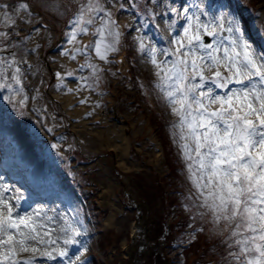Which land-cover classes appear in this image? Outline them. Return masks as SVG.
<instances>
[{
  "label": "rangeland",
  "instance_id": "rangeland-1",
  "mask_svg": "<svg viewBox=\"0 0 264 264\" xmlns=\"http://www.w3.org/2000/svg\"><path fill=\"white\" fill-rule=\"evenodd\" d=\"M81 2L86 0H0V32L8 34L0 37V56L10 59L15 52L22 61L24 87L30 97L21 116L0 90V176L26 188L24 210L42 203L71 215L78 208L89 228V250L82 257L88 264H134L129 256L138 248V242H132L139 232L136 206L132 207L135 200L144 211L163 221L159 222L158 241L164 245L165 255L154 244L153 260L145 264H232L228 253L237 249L228 247L229 232L222 231L223 225L214 224L210 213L200 215L205 210L197 206V190L189 178L179 136L175 140L172 136L171 125L178 118L155 87V68L134 39L140 34L136 29L141 28L156 46H167L162 37L171 33L162 18L164 0L156 4L153 0H135L138 10H130L133 0H101L120 25L119 51L101 60L94 47L89 48L92 63L103 69L98 73L99 83L70 93L79 92L81 98H88V105L94 102L100 106L101 112L93 118L88 115L86 124L74 128L76 119L54 93L76 89L80 76L90 77L91 69H80L86 60L83 53L76 59L62 54L64 48L73 47L65 33ZM196 2L200 0H174L176 4ZM203 2L209 6L229 3L242 18L249 38L257 46L264 45V0ZM20 3H27L29 10L17 14ZM3 5H8L15 24L5 23ZM146 8L161 15L154 22L150 16L141 18L139 12ZM99 23L97 20L88 33L78 36L77 47L94 45ZM156 24L160 25L159 35ZM210 39L205 37V41ZM159 59L165 57L161 54ZM67 70H74L75 75L64 78L67 88L63 84L57 87L55 73ZM94 79L91 77L89 83ZM114 123L118 135L127 137L130 146L128 169L120 165L118 150L97 137L101 130L110 140ZM148 140L158 145V156ZM52 144L59 147L52 148ZM29 174L41 178L31 187ZM111 207L117 212L112 227L106 224ZM37 264L42 261L38 259Z\"/></svg>",
  "mask_w": 264,
  "mask_h": 264
},
{
  "label": "snow or ice",
  "instance_id": "snow-or-ice-1",
  "mask_svg": "<svg viewBox=\"0 0 264 264\" xmlns=\"http://www.w3.org/2000/svg\"><path fill=\"white\" fill-rule=\"evenodd\" d=\"M162 7L171 33L162 37L167 46H156L141 28L134 39L155 68V87L178 118L171 125L172 136L174 140L179 136L189 178L197 190V206L205 210L200 215L210 213L213 223L229 232L228 247L237 249L228 253L232 264H264V45L254 44L229 3L209 6L203 0L181 4L164 0ZM3 8L5 23L15 24L8 5ZM138 8L133 0L130 10ZM20 10L28 11L29 5L20 3L17 14ZM139 15L150 16L154 22L161 13L146 8ZM97 20L94 45L77 47L78 36L88 33ZM68 23L71 27L65 36L73 47L64 48L62 54L76 59L83 53L86 60L80 69H91V73L80 76L81 84L72 89L64 78L75 75L74 70L57 71V87L63 84L69 92L84 85L92 88L103 69L92 63L89 48L108 60L110 53L119 51L120 25L101 0L81 2ZM155 28L159 35L160 25ZM7 35L0 32V37ZM206 36L211 38L207 42ZM161 54L164 60L159 59ZM10 56H0V90L23 116L30 97L22 61L15 52ZM91 77L95 79L89 83ZM38 95L37 91L31 99ZM27 179L31 187L41 178L29 174ZM25 191L0 176V264H37L38 259L42 264H88L82 257L89 250V228L79 209L69 215L38 203L24 210Z\"/></svg>",
  "mask_w": 264,
  "mask_h": 264
},
{
  "label": "bare ground",
  "instance_id": "bare-ground-1",
  "mask_svg": "<svg viewBox=\"0 0 264 264\" xmlns=\"http://www.w3.org/2000/svg\"><path fill=\"white\" fill-rule=\"evenodd\" d=\"M59 90V89H58ZM55 96L63 100L64 103V108L70 112L73 115V118L76 119V126H82L86 124V117L88 115H92L93 117H97L100 115L101 108L100 106L98 107L94 102H92L91 106L87 104L88 98L82 97L81 94L76 93L72 94L69 91H63V92H55ZM96 98V97H93ZM81 101H85L84 103H81ZM80 102V105L78 103ZM117 124L114 123V126L110 128V132L114 133V136L109 140L108 136H105L103 131L99 130L98 131V136L100 140L104 142H109L110 145L118 150V158L120 159V165L123 166L125 169H128V156H129V143L127 140V137L123 136L121 133H117ZM110 133V134H111ZM116 133V134H115ZM105 136V137H104ZM123 139L125 141H123ZM120 140V141H119ZM148 142L153 143V148L152 151L154 152L155 155H159V147L158 145L153 141V140H148ZM111 194V192L109 193ZM114 207H111L110 213L108 214V217L106 219V224L109 226H113L116 222V217H117V212L114 210ZM124 241L123 243H125Z\"/></svg>",
  "mask_w": 264,
  "mask_h": 264
},
{
  "label": "flooded vegetation",
  "instance_id": "flooded-vegetation-1",
  "mask_svg": "<svg viewBox=\"0 0 264 264\" xmlns=\"http://www.w3.org/2000/svg\"><path fill=\"white\" fill-rule=\"evenodd\" d=\"M134 202L135 201H132V203ZM136 209V222L140 225V229L133 240V243L136 241L138 242V248L132 255L134 259H140L139 262L145 264L149 259L153 260L151 255L154 252V244L159 246L158 252L165 255L163 252L165 247L158 241V226L159 222L161 221V223H163V221L161 218L158 219L156 216L154 217L150 215L149 212L144 211L145 208L142 204ZM158 246H156V249ZM156 264H158V262Z\"/></svg>",
  "mask_w": 264,
  "mask_h": 264
}]
</instances>
